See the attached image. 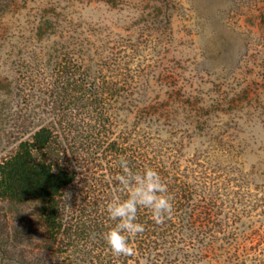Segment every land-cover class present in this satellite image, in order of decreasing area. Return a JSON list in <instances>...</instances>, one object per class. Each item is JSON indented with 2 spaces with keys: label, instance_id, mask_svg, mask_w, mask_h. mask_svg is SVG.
<instances>
[{
  "label": "rangeland",
  "instance_id": "1",
  "mask_svg": "<svg viewBox=\"0 0 264 264\" xmlns=\"http://www.w3.org/2000/svg\"><path fill=\"white\" fill-rule=\"evenodd\" d=\"M3 27L0 159L33 119L101 112L114 137L185 136L188 155L215 145L235 239L214 246L231 264H264V0H27ZM0 224V264H20L8 214Z\"/></svg>",
  "mask_w": 264,
  "mask_h": 264
},
{
  "label": "trees",
  "instance_id": "2",
  "mask_svg": "<svg viewBox=\"0 0 264 264\" xmlns=\"http://www.w3.org/2000/svg\"><path fill=\"white\" fill-rule=\"evenodd\" d=\"M26 4L27 0H0V47L8 36L3 27L6 18ZM51 18L36 30L51 24ZM63 27L62 32L68 30ZM148 107L155 109L157 104ZM3 112L1 107L0 134ZM99 116L76 120L63 115L45 121L39 117L10 135L15 146L0 159V208L7 209L0 212V220L9 215L6 242L12 259H21L20 264H201L203 260L231 264L232 259L222 260L218 252L225 246H214L220 239L230 247L235 239V233L228 232L230 212L224 214L222 209L225 201L215 161L220 149L210 144L188 155L185 136L172 141L160 134L124 130L114 137L105 131L106 117L102 112ZM122 159L130 171H124ZM147 168L166 185L173 211L157 224L148 209L138 208L136 222L144 231L130 240L135 254L115 257L104 240L117 223L109 218L107 204L127 199L135 177H143ZM117 175H123L125 183ZM2 232L0 224V236Z\"/></svg>",
  "mask_w": 264,
  "mask_h": 264
},
{
  "label": "clouds",
  "instance_id": "3",
  "mask_svg": "<svg viewBox=\"0 0 264 264\" xmlns=\"http://www.w3.org/2000/svg\"><path fill=\"white\" fill-rule=\"evenodd\" d=\"M122 161L124 171H130L126 168L127 161ZM117 177L122 184L125 183L123 175ZM135 180L136 184L130 186L127 199L112 200L106 207L109 218L117 222L114 228L104 234V240L115 257H131L135 254L130 240L144 231L143 225L136 222L138 208L148 209L157 224L164 223L173 211L167 187L154 169H145L143 177L136 176Z\"/></svg>",
  "mask_w": 264,
  "mask_h": 264
}]
</instances>
